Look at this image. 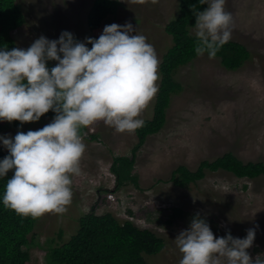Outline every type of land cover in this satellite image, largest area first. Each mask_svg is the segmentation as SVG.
Here are the masks:
<instances>
[{"label":"rangeland","instance_id":"obj_1","mask_svg":"<svg viewBox=\"0 0 264 264\" xmlns=\"http://www.w3.org/2000/svg\"><path fill=\"white\" fill-rule=\"evenodd\" d=\"M93 1L15 0L24 16L23 25L11 34L16 47L26 49L41 35L57 39L65 30L83 42L91 37L86 19ZM118 1L116 15L108 16L102 29L107 24L130 22L153 45L160 64L172 45L164 29L177 14L178 0ZM225 9L233 17L229 41L242 44L250 59L233 71L204 54L177 70L175 79L182 91L171 97L164 127L135 151L133 173L138 187L125 184L116 188L110 172L114 157L131 156L137 144L135 132L118 133L102 121L88 127L86 136L96 138H83L86 150L81 174L72 177V203L63 214L37 217L26 249L27 264H46L48 247L61 245L75 235L78 218L92 207L97 215L109 212L164 240L158 254L144 255L148 264H179L182 254L174 239L197 213L207 220L214 238L224 236L226 231L243 238L247 229L255 227V238L247 251L253 258L264 256L263 176L240 179L218 170L206 172L204 179L186 188L170 181L178 166L194 171L200 162L213 161L226 153L244 163H264V0H226ZM190 33L195 35V27ZM159 81L160 75L158 86ZM155 96L142 112L143 120L152 117ZM51 120L44 117L21 126L0 121V135L37 130ZM110 194L114 198L111 201L107 198Z\"/></svg>","mask_w":264,"mask_h":264},{"label":"clouds","instance_id":"obj_2","mask_svg":"<svg viewBox=\"0 0 264 264\" xmlns=\"http://www.w3.org/2000/svg\"><path fill=\"white\" fill-rule=\"evenodd\" d=\"M198 3L207 7L197 11L190 5L194 50L215 58L231 39L233 17L226 0ZM48 61L56 63L48 67ZM158 64L153 45L130 22L107 24L97 38L83 42L65 30L57 39L41 35L26 49L0 46V121L23 124L49 110L55 114L40 129L0 135L8 153L0 159V178L11 171L0 202L20 216L65 213L72 203V177L81 174L86 150L80 130L100 121L118 133L143 127L141 114L158 92ZM255 232L249 228L238 238L226 231L214 238L197 213L174 239L182 254L179 264H264V256L253 258L247 251Z\"/></svg>","mask_w":264,"mask_h":264},{"label":"trees","instance_id":"obj_3","mask_svg":"<svg viewBox=\"0 0 264 264\" xmlns=\"http://www.w3.org/2000/svg\"><path fill=\"white\" fill-rule=\"evenodd\" d=\"M120 2L118 0H94L87 14L86 26L92 38L102 32V22L108 16H115ZM190 5H196L197 11H203L207 5H200L198 0H178V11L175 17L165 26V32L171 37L172 45L166 50L158 67L160 81L156 93L152 117L145 119L144 126L135 130L137 144L128 156H116L112 159L110 172L114 175L115 186L125 184L138 187L137 176L133 173L135 151L145 140L156 135L166 123V111L171 97L182 91V86L175 79L177 70L189 64L198 55L195 52L196 37L190 33L195 27V16ZM24 16L15 0H0V46L8 49L16 47L12 32L21 27ZM77 40L78 37L74 36ZM80 41V40H79ZM91 47V44H87ZM205 55H207L205 53ZM216 59L226 70L239 69L248 59L249 51L240 43L228 41L217 52ZM55 61H48L52 67ZM49 110L42 118H53ZM35 122L12 121V126H21ZM0 123V130L2 129ZM88 127L82 128L81 135L86 139ZM8 153L0 147V159ZM218 170L233 174L236 178L253 180L264 177V163H244L231 153L217 157L213 161H202L196 170L178 166L171 173L170 181L178 188H186L204 179L206 172ZM11 175L9 171L8 176ZM0 178V196L4 191L7 179ZM37 217L20 216L14 210L6 208L0 202V264H27L29 261V236L33 234ZM78 230L67 242L51 247L46 252V264H148L144 255H156L164 248V240L149 229L137 227L130 220H120L107 212L97 215L92 207L87 214L78 218ZM61 232L59 233L60 236Z\"/></svg>","mask_w":264,"mask_h":264},{"label":"built area","instance_id":"obj_4","mask_svg":"<svg viewBox=\"0 0 264 264\" xmlns=\"http://www.w3.org/2000/svg\"><path fill=\"white\" fill-rule=\"evenodd\" d=\"M107 198H108L109 201H111L112 199H114L113 196H112L111 194L108 195Z\"/></svg>","mask_w":264,"mask_h":264}]
</instances>
